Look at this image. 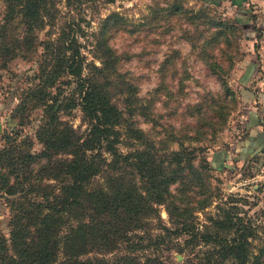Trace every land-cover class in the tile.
Returning <instances> with one entry per match:
<instances>
[{"label": "trees", "instance_id": "trees-1", "mask_svg": "<svg viewBox=\"0 0 264 264\" xmlns=\"http://www.w3.org/2000/svg\"><path fill=\"white\" fill-rule=\"evenodd\" d=\"M71 2L0 0V69L17 56L36 61L29 85L8 115L13 123L2 135L0 192L8 235L0 231V264H264V241L254 249L255 226L238 210L230 214L216 204L221 216L208 211L206 223L197 220L196 211L213 195L205 181L212 165L197 156L202 146L183 144L223 126L234 92L218 74L219 90H206L186 104L190 119L182 114L175 126L172 116L182 93L172 59L179 51L168 50L151 97H141L137 77L124 66L132 51L111 44L114 36L135 35L137 28H127L112 12L84 29L74 18H61L58 4ZM158 10L165 30L185 17L194 27L184 30L191 32L192 47L201 41L197 57L226 71L234 54L231 36L241 31L235 18L218 19L177 0ZM44 27L40 39L37 32ZM157 100L163 112L153 111ZM34 108L40 109L33 132L37 150L30 136L16 140L17 128ZM75 108L79 122L73 126L67 117ZM138 114L151 128L138 126ZM155 125L169 131L177 147L159 146L163 134L150 137L159 133ZM173 252L186 257L176 261Z\"/></svg>", "mask_w": 264, "mask_h": 264}, {"label": "rangeland", "instance_id": "rangeland-1", "mask_svg": "<svg viewBox=\"0 0 264 264\" xmlns=\"http://www.w3.org/2000/svg\"><path fill=\"white\" fill-rule=\"evenodd\" d=\"M69 5L58 4L59 13L62 19H73L87 30L96 26L99 16L116 12L123 17V22L128 26H135L137 34L129 35L128 32H122L113 37L111 44L121 48H129L132 51L130 59L126 60L124 66L138 79V95L144 98L151 97L152 88L157 81V68L159 62L164 58L170 48L179 51V55L172 59L176 63V72L174 79L181 78V93L179 102L176 106L177 112L172 116L175 126H178L183 115L185 119H190L188 115L190 110H185L186 104H193L200 95L206 90L217 91L220 88L219 75L225 80L229 88L234 92L233 100L228 107V113L223 126L213 132L208 130L201 140L192 141L185 139L184 145L192 144L202 146L197 156L206 158L211 163L212 168L207 170L208 178L205 180L210 186L212 197L210 203L202 210L196 211L197 220L206 223L204 213L208 211H217L216 204L220 208L227 209L230 214L238 210V214L244 215L255 226L253 236L254 249L264 241V151L255 153L253 156H220L222 165L219 166L216 157L210 156L214 149L230 148V143L245 135L242 127L243 116L242 105L238 96V82L236 80L243 60H248L255 50L252 43L244 37L242 31L235 32L231 36L233 56L226 61V71L222 74L216 69H211L197 57V51L200 48L201 41L195 40L196 45L192 47L190 42L191 32H185L194 28L192 24L186 22L185 17L181 16L179 21L174 19L172 28L165 30L166 21L163 18V11L159 8L165 7L171 0H71ZM184 8L192 10H205L208 15L222 20L232 19V6L229 2L210 4L205 0H177ZM152 18V19H151ZM173 18V17H172ZM175 20L177 21L175 23ZM197 28H201V18L195 20ZM130 28V27H129ZM44 27L37 32L38 38L46 36ZM82 42L87 43L84 37H79ZM192 39V38H191ZM88 40V39H87ZM193 40V39H192ZM81 50L88 56L87 49ZM38 52V51H37ZM133 53H136L133 55ZM22 57H14L9 60L6 66L0 69V147L3 144L2 135L8 132L9 126L13 121L9 120V113L18 101L20 92L29 85L31 75L36 70V61ZM172 62L169 69L172 68ZM183 71V72H182ZM219 72V73H218ZM153 111L163 112L162 101L155 102ZM40 109L34 108L30 111L27 120L17 128L16 140H23L25 136L33 139V149L39 148V143L34 139L33 132L36 124L39 122ZM75 126L79 122V110L75 108L72 114L67 117ZM136 123L142 129L151 128V123L146 121L140 114L135 115ZM159 131L157 134H150V137L156 139V136H162L163 142L159 143L162 148L177 147V143L172 141L169 131L164 132L161 127L155 125L153 131ZM180 134V133H179ZM120 147H126L121 144ZM230 154V153H229ZM214 157V158H213ZM200 158L194 161H199ZM236 208H227L231 205ZM159 214L167 223V216L163 206L158 207ZM217 215L221 216L223 211L219 209ZM7 208L4 204L3 196L0 192V231L7 236ZM168 224V223H167ZM183 236L177 238L182 241ZM176 239V240H177ZM195 252V248L193 249ZM186 253V252H185ZM177 254L179 258H177ZM172 257L176 261H181L186 257L184 253L173 252Z\"/></svg>", "mask_w": 264, "mask_h": 264}, {"label": "crops", "instance_id": "crops-1", "mask_svg": "<svg viewBox=\"0 0 264 264\" xmlns=\"http://www.w3.org/2000/svg\"><path fill=\"white\" fill-rule=\"evenodd\" d=\"M229 2L232 16L241 28L242 34L252 43L253 57L243 60L236 80L242 109V127L245 135L231 142L230 148L214 149L210 156H253L264 151V0H210V4ZM230 153V154H229ZM213 157V158H214Z\"/></svg>", "mask_w": 264, "mask_h": 264}, {"label": "water", "instance_id": "water-1", "mask_svg": "<svg viewBox=\"0 0 264 264\" xmlns=\"http://www.w3.org/2000/svg\"><path fill=\"white\" fill-rule=\"evenodd\" d=\"M177 258H179V255L177 254V256H176Z\"/></svg>", "mask_w": 264, "mask_h": 264}]
</instances>
